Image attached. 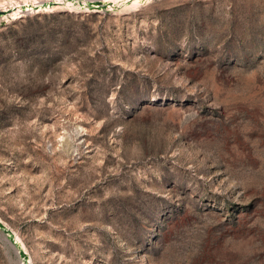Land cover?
<instances>
[{"label":"rangeland","instance_id":"374dc122","mask_svg":"<svg viewBox=\"0 0 264 264\" xmlns=\"http://www.w3.org/2000/svg\"><path fill=\"white\" fill-rule=\"evenodd\" d=\"M121 4L0 26V220L27 264H264V0Z\"/></svg>","mask_w":264,"mask_h":264},{"label":"bare ground","instance_id":"6f19581e","mask_svg":"<svg viewBox=\"0 0 264 264\" xmlns=\"http://www.w3.org/2000/svg\"><path fill=\"white\" fill-rule=\"evenodd\" d=\"M38 1L37 0H32L31 4L27 0L22 1V2L9 1V2H6L5 4L3 3L1 5V7H0V10H10V11L7 14L1 15L0 16V20H6L8 22L9 19H14V18L19 17L25 10H28L30 12H37L39 10L40 11L41 10H49V9L51 10V9H54V8H57V7L58 8H63V7H72L73 8V6H75V8L78 9V8H81L83 5L85 6L86 1H88V0H84L85 2H83V3L82 2L80 3L78 1H70V0H47V1L45 0L46 1L45 5H42V3H40V2H39L38 5H36L38 3ZM140 1L148 2L149 0H106V1H102V2L106 3L107 8H111L115 4H118V3L119 4L120 3H122V4L125 3L126 4V2H130V5L133 7V6H136L137 4H139ZM48 3H52V4H48ZM33 6H36V8H33ZM92 8L95 10V9H99L100 7L96 6V5H93ZM13 235H14V239L17 242L18 246L20 248H22L24 251H26V248L23 245V243L21 242V240L18 237V235L16 233L15 234L13 233ZM16 253L18 254V250L17 249H16ZM18 256H19V254H18ZM27 262H29L28 257L25 258V259L21 258V264H27Z\"/></svg>","mask_w":264,"mask_h":264},{"label":"water","instance_id":"95a60500","mask_svg":"<svg viewBox=\"0 0 264 264\" xmlns=\"http://www.w3.org/2000/svg\"><path fill=\"white\" fill-rule=\"evenodd\" d=\"M79 1V0H78ZM89 6L92 8L93 5L99 6L102 9H107V5L106 3L102 2V0H88ZM48 4H52V3H48ZM42 5H45V2H42ZM23 7V6H22ZM33 8H36V6H33ZM10 10H0V16L9 13ZM30 11L25 10L23 13H28ZM6 20H0V26H4L6 24ZM0 230L2 231V233L5 235V237L7 238V240L17 248L18 250V254L22 257V258H27V253L18 246L17 242L14 239V235L13 232L11 231L10 228H8L1 220H0Z\"/></svg>","mask_w":264,"mask_h":264}]
</instances>
